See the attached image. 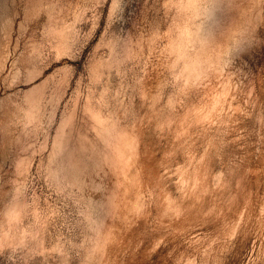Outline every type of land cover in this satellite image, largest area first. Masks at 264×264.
I'll list each match as a JSON object with an SVG mask.
<instances>
[{
	"label": "rangeland",
	"instance_id": "374dc122",
	"mask_svg": "<svg viewBox=\"0 0 264 264\" xmlns=\"http://www.w3.org/2000/svg\"><path fill=\"white\" fill-rule=\"evenodd\" d=\"M0 264H264V0H0Z\"/></svg>",
	"mask_w": 264,
	"mask_h": 264
},
{
	"label": "bare ground",
	"instance_id": "6f19581e",
	"mask_svg": "<svg viewBox=\"0 0 264 264\" xmlns=\"http://www.w3.org/2000/svg\"><path fill=\"white\" fill-rule=\"evenodd\" d=\"M193 3V1H190V2H188L187 3V5H191ZM200 60L198 59V58H196V59H194V60H192V62H190V64H185L186 66L188 65L189 67H186V68H189V69H191L190 71H197V70H199V69H201V66H200ZM192 75V74H191ZM40 86V85H39ZM38 87V86H37ZM33 88V87H32ZM30 89V88H29ZM33 90H34V88H33ZM38 90H39V87H38ZM28 92V91H27ZM37 92V91H36ZM32 94V93H31ZM30 95V94H29ZM36 96V95H35ZM39 98H40V96H39ZM38 98H36V100H37ZM35 100V101H36ZM39 101V100H38ZM31 102V101H30ZM33 102V101H32ZM37 102V101H36ZM32 105V104H31ZM36 107H38V106H36ZM10 108V107H9ZM35 108V107H34ZM199 108V107H198ZM199 109H201V108H199ZM8 110V109H7ZM10 110V109H9ZM36 111V110H35ZM204 111H205V109H204ZM33 112V111H32ZM199 113H202V110H201V112L200 111H198ZM199 113H197V115H200ZM4 114V113H3ZM5 116V115H4ZM7 117V116H6ZM10 119V118H9ZM6 120V119H5ZM11 120V119H10ZM9 121V120H8ZM12 123V122H11ZM2 124H3V122H2ZM5 124V123H4ZM3 124V125H4ZM6 125V124H5ZM4 125V126H5ZM7 127V126H6ZM8 128V127H7ZM10 128V127H9ZM2 129V128H1ZM8 130V129H7ZM3 131V130H2ZM2 134V133H1ZM3 135V134H2ZM13 139V138H12ZM9 143V142H8ZM5 144V143H4ZM4 146V145H3ZM22 146V145H21ZM20 146V147H21ZM24 146V145H23ZM22 146V147H23ZM6 147V146H5ZM9 147V146H8ZM18 147V146H17ZM24 148H25V146H24ZM7 151H8V149H6ZM22 150V149H21ZM9 153V152H8ZM123 158V155H122V152L120 151L119 152V154L118 155H115V160L116 161H119L118 163H120V161H121V165H122V160L124 161V159H122ZM114 162V161H113ZM115 163V162H114ZM118 163L116 164V166L118 165ZM115 165V164H114ZM120 164H119V167L121 166ZM118 166H117V168H119ZM122 167V166H121ZM123 168V167H122ZM122 168H121V170H122ZM91 220V219H90ZM90 222H92V221H90ZM97 224V223H96ZM97 228H98V226H97ZM99 229H101V228H99ZM98 229V230H99Z\"/></svg>",
	"mask_w": 264,
	"mask_h": 264
}]
</instances>
